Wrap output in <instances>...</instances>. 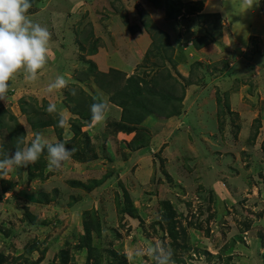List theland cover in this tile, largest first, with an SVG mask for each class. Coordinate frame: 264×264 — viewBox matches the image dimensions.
<instances>
[{"label": "rangeland", "instance_id": "374dc122", "mask_svg": "<svg viewBox=\"0 0 264 264\" xmlns=\"http://www.w3.org/2000/svg\"><path fill=\"white\" fill-rule=\"evenodd\" d=\"M156 1L164 13L144 0H31L28 14L51 33L48 62L36 81L16 74L0 101V160L37 132L75 152L60 169L45 150L0 177V264H129L156 241L174 264H264V31L230 46L214 15L169 17L198 2ZM238 4L228 9L243 33L254 6ZM133 34L146 39L134 53ZM96 54L120 71L98 72ZM58 75L68 87L47 93ZM97 88L110 102L100 136L79 117L91 116ZM129 95L149 109L138 124L119 105Z\"/></svg>", "mask_w": 264, "mask_h": 264}, {"label": "clouds", "instance_id": "9594fccd", "mask_svg": "<svg viewBox=\"0 0 264 264\" xmlns=\"http://www.w3.org/2000/svg\"><path fill=\"white\" fill-rule=\"evenodd\" d=\"M252 7L254 0H243ZM32 7L31 0H0V101L7 103L10 81L16 74L23 72L25 81L33 82L38 79V71L42 70L49 56V30L35 23L28 12ZM68 80L58 75L54 81L48 83L46 92L51 94L68 87ZM76 95V90H70ZM109 111L108 103L102 98L90 105L91 123L102 124ZM49 116H56L59 109L55 103H49L45 108ZM66 120L59 116L57 126L63 128ZM21 145H24L21 147ZM47 152L49 170L60 169L69 161L75 148L66 147V142H50L41 133H34L30 143H25L24 137H16L15 151L0 160V177H7L10 170L27 168L36 163L41 154ZM147 255L154 264H174L173 253L163 242L156 241L145 250L138 249L127 258L133 264L136 258Z\"/></svg>", "mask_w": 264, "mask_h": 264}, {"label": "crops", "instance_id": "0c3cea01", "mask_svg": "<svg viewBox=\"0 0 264 264\" xmlns=\"http://www.w3.org/2000/svg\"><path fill=\"white\" fill-rule=\"evenodd\" d=\"M180 1L183 4H187V3L194 4L195 2L200 1L202 6H201L200 10H193L190 13L189 12H185V11L182 12L181 14L176 16L177 20L180 19L183 15L184 16H188V17H189V15L198 16V17H203V16L206 17V16H209V15H212V16L214 15V16L219 18V20H220L219 21V25H221V29L220 30H222V28H223V35H224L223 37L226 38L227 43H229L230 46L231 45H234V46L235 45L236 46L240 45L243 41H245L247 38H249V34H252V36L257 34L258 32H256V31L259 30L260 27H262V29L264 31V21H263L264 19H263L262 15H260L258 13L260 8H259V4H258L257 0H254L255 5L253 4L254 7H253V11H252L251 16H249V14H248V16H246V17H243V18L241 17L242 18V22L245 25V30H244L243 33H241V31L239 30L240 24H239L238 21H236L237 18L228 9V4L229 3H236V4L239 3L240 5L244 6L245 4L243 3V0H180ZM144 2H146L147 4L152 5L153 8L158 9L160 13H164L163 12L164 8H163V4L162 3H160L159 6H157L154 3H152L150 0H144ZM70 7H71V5H70ZM146 8H147V6L145 5V9ZM70 9L72 11L74 10V9H72V7ZM53 11L54 12H52V14L49 13L48 16H52L53 17L52 19L54 21L60 19L61 17H55V15H53V14L56 13V10H53ZM245 11H246V13L248 12L247 10H245ZM248 13H250V12H248ZM28 15L32 19L33 22L37 23V21H36L37 19H35L32 14H28ZM44 16H46V15H44ZM227 34H228V36H227ZM129 38H130V36H129ZM131 39H132V41H129V39H128V44H127L128 51L127 52H133L134 53V50H135L136 47H138L140 49L141 47L144 48V46L146 45V39H143L140 36H136L135 34H133V36H131ZM188 40H190V39H188ZM193 40L194 39H192V41ZM192 41H191V43H192ZM130 43H132V44H130ZM188 43H190V42H188ZM193 48L195 49V51H198V48L197 49L195 47H193ZM91 56H93V55H91ZM133 56H135V55H133ZM110 57H112V56H110ZM95 59H96V62H98L97 63V67L98 68H95L98 72L107 73V72H109L110 68L112 70H119L120 71V68L114 67L115 60L112 61L113 57L107 59V62H104V60H102L103 57L100 56L99 54H96ZM122 65L124 67L127 66L124 61H123ZM232 66H233V64L228 66L227 67L228 68L227 71H229V70L232 71ZM187 88H188V90H189V88H191V90H194L193 89V84L188 85ZM100 89L101 88H99V89L97 88V90L95 89L96 92H98V94L100 96L99 98H102V96L103 97L107 96V95L103 94V92H102L103 90L101 89L102 90L101 91ZM102 99L105 100L104 98H102ZM105 101L107 103H110V102H108V100H105ZM117 113H118V111H116V113L114 112V114H117ZM87 123H90L89 125L86 126L88 129L90 128V132L94 133V134H99V136H100V130L98 129V126L97 125H93L91 122H87ZM71 180H74V181L75 180H80V181H77V182L83 183V180H81L79 178L78 179L74 178V179H71Z\"/></svg>", "mask_w": 264, "mask_h": 264}, {"label": "trees", "instance_id": "16d2710c", "mask_svg": "<svg viewBox=\"0 0 264 264\" xmlns=\"http://www.w3.org/2000/svg\"><path fill=\"white\" fill-rule=\"evenodd\" d=\"M152 3H154L155 5H157V6H159V2H157L156 0H150ZM173 1H177V4L179 3H181L182 4V6H185L186 4H183L180 0H173ZM188 4H190V3H188ZM201 6H202V4H201V2L200 1H198V3L196 4V5H192L191 7H192V10H200L201 9ZM171 16H169V17H175V16H178L179 14H181L180 13V10H178V11H176V12H174V13H169ZM209 16H211V15H209ZM217 19H218V21H220L219 20V18L217 17ZM217 21V22H218ZM165 35V34H164ZM171 59V58H170ZM102 74V73H101ZM131 77H129L128 79H130ZM133 90H135L134 91V93L135 94H138L139 93V96H140V91H138L137 89H133ZM90 99H91V101H92V103H94V102H96L95 100H93L91 97H89ZM125 99V98H124ZM70 100V99H69ZM170 100H171V98H170V96H166L165 98H162V101H164V105H167V104H169L170 103ZM128 102L129 103H126V104H119L121 107H122V112H123V110L126 112L127 111V109H126V106L128 105V107H130V108H132V110H133V113L131 114H129V111H128V114L131 116L130 118L128 117V120H127V122L129 121V122H131V123H136V124H138L139 123V121L141 120V118H142V115H141V113L144 115V114H146V113H148V111H149V109H147L148 107H147V105H145V102L143 101H141L140 99H135V97L133 98L132 96H130L129 95V97H128ZM131 110V109H130ZM72 112L74 113V114H79L77 111H75V110H73L72 109ZM124 112V113H125ZM172 112H175V111H172ZM135 114H139V115H137V116H135ZM125 116H126V113L124 114ZM123 115V117H125ZM79 117H81V121L83 122V121H85V120H90L91 119V116L90 117H85V118H83L81 115L79 116ZM87 118V119H86ZM126 118V117H125ZM73 121V119H71V122ZM49 124H51V123H43L42 121L40 122V121H38V123H37V126H42V125H49ZM80 124H82L83 125V123H80ZM79 124V125H80ZM79 125H76V124H74V122L71 124V131L73 132V136H72V138H77L78 137V135H80V133H81V125L79 126ZM96 230H97V232L99 231V227L98 226H96Z\"/></svg>", "mask_w": 264, "mask_h": 264}]
</instances>
